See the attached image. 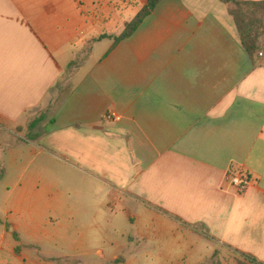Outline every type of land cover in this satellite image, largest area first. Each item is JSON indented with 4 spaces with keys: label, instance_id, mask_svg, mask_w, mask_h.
<instances>
[{
    "label": "crops",
    "instance_id": "1",
    "mask_svg": "<svg viewBox=\"0 0 264 264\" xmlns=\"http://www.w3.org/2000/svg\"><path fill=\"white\" fill-rule=\"evenodd\" d=\"M147 2L0 0V153L23 172L0 264H70L36 242L102 264L154 243L160 264H264V56L250 58L225 0H161L115 45ZM238 170L244 193L226 181ZM109 229L125 242L108 244Z\"/></svg>",
    "mask_w": 264,
    "mask_h": 264
},
{
    "label": "rangeland",
    "instance_id": "2",
    "mask_svg": "<svg viewBox=\"0 0 264 264\" xmlns=\"http://www.w3.org/2000/svg\"><path fill=\"white\" fill-rule=\"evenodd\" d=\"M65 81H66V79H65ZM68 86H69L68 82L63 83V87H68ZM58 88H60V87H58ZM57 93L58 92H56V89H55L53 91V96H52L53 99H55V101L57 100L56 98L58 97ZM57 103H59V101ZM57 103H56V107L58 105ZM0 136H2L1 133H0ZM3 137H5L4 138L5 140H14L15 139L12 136H7L6 134H4ZM16 140H18V139L16 138ZM25 157L23 158V155H22L21 161L24 162ZM6 161H7V155L5 153H0V165H1L0 171L3 173L4 176L6 175L5 178L0 179V216H2L4 209H5V205H6L5 201H6V198L8 197V194H9L8 190L11 189L12 191H14L17 188L19 180H20V176L23 174L22 171L13 170V169H6V164H7ZM128 208L129 209L132 208L131 204H130V207H128ZM134 210H135V208H134ZM12 219H13V222H19V219L14 218V216L11 218V220ZM38 221H39V219L37 220V222ZM40 221H41V223H40V225H41L40 231L41 232H40V235H37L38 236L37 241L38 240L40 241V238H42V237H44V238L47 237V234H45L44 232H46L49 229L48 227H46L44 225V223H42L43 220H40ZM136 230H137V227L134 225L132 227H129V231L133 234L136 232ZM106 233H107L106 238L108 239V244L110 242L120 244L122 242V240H123V242H125L123 237L119 233H116L113 229L107 230ZM32 240H34V239L32 238ZM97 241H98V239H97ZM36 243L38 245H41L44 253H47L49 255H54V256L69 255V256H71L70 257V264H75L74 263L76 261L75 259H77V261L81 262L79 264H102L100 258L95 255V249L87 250V251L74 250V249L73 250H66V249L64 250V249L52 248L50 245L43 243V242H36ZM108 248H109V246H106L107 250H108ZM110 251L113 253L116 252L114 249H112ZM147 251H148L147 257L139 258L136 261H133L131 264H160L161 263L162 258L159 256V251H158L157 245L155 243L152 244V247L150 249H148ZM34 253H36V252H34ZM130 253H131V251H127V252L125 251V252L121 253V257L129 256ZM243 260L244 259L242 257L237 258V257L230 255V254H227V253H224V254L220 253V254H215L213 257L208 259L205 264H238L239 261H243ZM117 264H120V263H117ZM247 264H251V263L247 262Z\"/></svg>",
    "mask_w": 264,
    "mask_h": 264
},
{
    "label": "trees",
    "instance_id": "3",
    "mask_svg": "<svg viewBox=\"0 0 264 264\" xmlns=\"http://www.w3.org/2000/svg\"><path fill=\"white\" fill-rule=\"evenodd\" d=\"M160 1L161 0H148L135 18L126 26L123 34L115 38V45L132 36ZM225 2L230 5L229 12L234 18L242 45L248 52L250 58L254 61L261 52L264 54V44L261 43V40H264V0H225ZM104 38H107V36L104 35L100 39ZM80 62H82L80 58L75 59L70 64L67 74L70 75L74 73ZM35 125L36 123H33L32 126L34 127ZM2 177L3 173L0 171V178ZM243 259L245 261H239L238 264H247V262L251 264H262L250 257H243Z\"/></svg>",
    "mask_w": 264,
    "mask_h": 264
},
{
    "label": "built area",
    "instance_id": "4",
    "mask_svg": "<svg viewBox=\"0 0 264 264\" xmlns=\"http://www.w3.org/2000/svg\"><path fill=\"white\" fill-rule=\"evenodd\" d=\"M259 56L263 57L264 54L260 53ZM105 119L116 120V121L120 120L119 117L113 116L111 114L105 115ZM226 181L231 187L236 189L239 193H244L245 191H247L252 184V180L249 177V175H247V173L241 170L235 171L233 173H229L227 175Z\"/></svg>",
    "mask_w": 264,
    "mask_h": 264
}]
</instances>
